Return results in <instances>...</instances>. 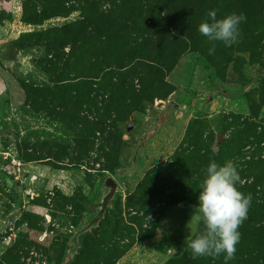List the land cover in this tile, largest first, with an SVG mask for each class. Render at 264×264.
Here are the masks:
<instances>
[{"label": "rangeland", "instance_id": "obj_1", "mask_svg": "<svg viewBox=\"0 0 264 264\" xmlns=\"http://www.w3.org/2000/svg\"><path fill=\"white\" fill-rule=\"evenodd\" d=\"M212 10L247 19L210 52ZM213 161L251 194L228 264H264V0H0V264L60 263L106 175L113 206L69 264H224L188 248Z\"/></svg>", "mask_w": 264, "mask_h": 264}, {"label": "clouds", "instance_id": "obj_2", "mask_svg": "<svg viewBox=\"0 0 264 264\" xmlns=\"http://www.w3.org/2000/svg\"><path fill=\"white\" fill-rule=\"evenodd\" d=\"M208 15L210 20L202 22L198 30L212 44L210 52L214 51L217 42L231 47L240 41V25L247 19L243 13H231L218 19L216 10H212ZM204 171L206 177L194 214L195 220L204 225V231L191 240L188 248L193 259H217L223 255L224 264H228L235 258L241 239L239 229L247 219L251 194L245 195L238 190L240 175L231 161L222 166L213 161Z\"/></svg>", "mask_w": 264, "mask_h": 264}, {"label": "water", "instance_id": "obj_3", "mask_svg": "<svg viewBox=\"0 0 264 264\" xmlns=\"http://www.w3.org/2000/svg\"><path fill=\"white\" fill-rule=\"evenodd\" d=\"M211 99L212 97L208 95L205 101L209 102ZM145 105L146 109H151L152 107V104L150 103H145ZM176 106V103L169 101L165 105V109L158 112L157 121L139 138L131 157L132 164L135 163L136 155L139 150L143 148L146 140L157 130L158 126L164 122V119L167 118ZM117 191L118 184L111 175H106L102 178L92 199L83 203V207L87 211L88 215L82 216L78 223L71 229V235L66 241L64 255L58 264H69L73 261L80 246L81 236L98 227L106 211L112 208L113 200Z\"/></svg>", "mask_w": 264, "mask_h": 264}, {"label": "trees", "instance_id": "obj_4", "mask_svg": "<svg viewBox=\"0 0 264 264\" xmlns=\"http://www.w3.org/2000/svg\"><path fill=\"white\" fill-rule=\"evenodd\" d=\"M137 156V155H136Z\"/></svg>", "mask_w": 264, "mask_h": 264}]
</instances>
